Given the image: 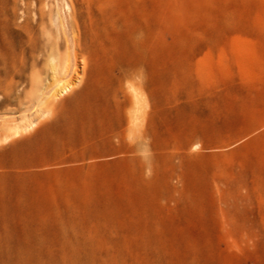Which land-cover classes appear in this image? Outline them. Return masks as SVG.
I'll return each mask as SVG.
<instances>
[{
  "label": "rangeland",
  "instance_id": "1",
  "mask_svg": "<svg viewBox=\"0 0 264 264\" xmlns=\"http://www.w3.org/2000/svg\"><path fill=\"white\" fill-rule=\"evenodd\" d=\"M68 1L0 0V247L264 264V0ZM73 13L88 63L39 90Z\"/></svg>",
  "mask_w": 264,
  "mask_h": 264
},
{
  "label": "bare ground",
  "instance_id": "2",
  "mask_svg": "<svg viewBox=\"0 0 264 264\" xmlns=\"http://www.w3.org/2000/svg\"><path fill=\"white\" fill-rule=\"evenodd\" d=\"M67 5L69 8H72V4L69 3V1ZM52 15L50 16V18L52 17ZM55 16L53 15V20ZM42 20H45L43 16H42ZM77 20L78 19L74 13L71 14V19H67V20L65 19V17L58 15L55 21H53L56 23L57 30H58L57 38L55 39L48 38V39L43 40L44 39L43 37L40 40L38 39L39 40L38 41L37 37L35 36L37 41L33 48L34 54L35 53L41 54L42 52H45L47 54V65L45 68L46 73H47V81L46 83L38 82L39 90H43V91L44 90L45 91L54 90L55 91L56 89L60 88L61 90H56V92H58V91H63L65 89H68V83L66 82L69 80L68 77L73 67L72 60H74L72 59L71 52H73L75 55L77 54L81 55V57H83L84 66L87 65L88 63L87 56L84 55V53H82V49H81V44L83 43V40L85 38L83 34L84 29H82L81 25L79 24ZM54 32H55V29H54ZM70 42H72V45H73L72 51H70V48H69ZM64 44L66 45L67 48L64 47L66 51L62 52L61 49L64 46ZM36 56L37 55H35V57ZM77 247L79 249L77 252H67L62 255L58 253H47L43 251L34 252L32 250H27V249H11L9 247L1 246L0 247V264H71L73 262L74 263L76 262L78 264H91L89 263L88 256L83 254V251H84L82 250L83 247L81 245H78ZM109 256H110L109 251H106V250L95 252L94 253L95 264L108 263ZM62 259H63V262H62Z\"/></svg>",
  "mask_w": 264,
  "mask_h": 264
}]
</instances>
